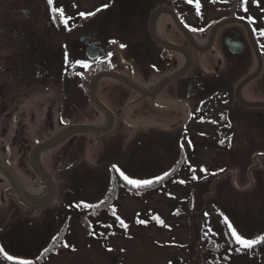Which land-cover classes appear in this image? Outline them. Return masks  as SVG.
Segmentation results:
<instances>
[{"label": "flooded vegetation", "instance_id": "obj_1", "mask_svg": "<svg viewBox=\"0 0 264 264\" xmlns=\"http://www.w3.org/2000/svg\"><path fill=\"white\" fill-rule=\"evenodd\" d=\"M125 2L133 5L137 22H144L151 43L136 40L133 50L131 45L123 48L121 61L115 54L110 58L114 70L130 77L138 91L99 75L84 76L85 67L77 62L86 64L87 45L103 48L105 35L86 25L72 26L71 15L90 13L79 11L78 0H0V264H44L47 249L58 246V254L76 248L70 241L46 245L23 239L29 230H41L47 220L55 229L62 222L63 233L70 232L67 222L78 217L81 207L90 208L78 192L82 194L87 190L82 185L94 180L93 144L101 143L97 159L110 171L100 183L115 189V197L120 190L136 187L120 172L130 179L156 181L157 164L149 162L153 138L159 123L169 117L166 112L159 116V108L165 107L177 119L167 131L187 137L191 132L205 134L203 128L212 122V132L228 139L234 135L231 122L252 114L264 122V106L247 107L237 98L239 94L248 102L264 101V0H118ZM157 9L155 34L184 52L151 39L147 22ZM64 20L67 26L62 25ZM223 20L229 22L216 30L212 47L200 52L196 47L203 48L213 26ZM55 21V32H48ZM226 41L242 48L233 52ZM251 42L263 66L237 93L238 83L257 66ZM206 53L210 54L207 64L200 60ZM174 73L178 74L173 80L159 87L161 79ZM95 99L105 111L98 110ZM109 123L112 127L99 135L70 129ZM117 126L133 133L128 136V158L119 161L114 160L117 151L110 139L100 140ZM259 134L264 136V128ZM134 140L137 148L131 151ZM52 187L50 203L35 208L33 204L50 197Z\"/></svg>", "mask_w": 264, "mask_h": 264}, {"label": "rangeland", "instance_id": "obj_2", "mask_svg": "<svg viewBox=\"0 0 264 264\" xmlns=\"http://www.w3.org/2000/svg\"><path fill=\"white\" fill-rule=\"evenodd\" d=\"M78 2L79 11L94 14L71 12L76 13L71 15L72 26L86 25L105 35L104 54L99 59L111 62L110 56L115 54L121 61L123 48L131 45L133 50L136 40L150 45L144 22H137L132 4L118 0ZM57 24L52 23L54 27L48 32ZM209 58L206 53L200 60L207 64ZM157 111L159 116L166 112L169 117L159 123L153 138L154 155L149 162L157 164L156 181L120 190L115 197V189L100 183L110 171L97 159L101 143L93 144L94 180L82 185L87 187L82 194L78 192L90 208L81 207L78 217L67 222L70 232L63 233L62 222L55 229L47 220L41 230L31 229L24 235L27 242L54 245L62 240L76 247L58 254V246L47 249L44 264H264V159L255 156L264 152V136L259 134L263 120H256L254 114L234 119V135L228 139L212 132V122L203 128L205 134L191 132L187 137L167 131L177 119H172L165 107ZM132 134L124 127L119 131L117 126L100 140L110 139L117 151L114 160L119 161L128 153V136ZM137 140L131 151L137 148ZM108 153L112 154V149ZM123 165L128 167L125 162ZM141 220L146 223L141 224ZM233 230L257 243L251 247L236 243Z\"/></svg>", "mask_w": 264, "mask_h": 264}, {"label": "water", "instance_id": "obj_3", "mask_svg": "<svg viewBox=\"0 0 264 264\" xmlns=\"http://www.w3.org/2000/svg\"><path fill=\"white\" fill-rule=\"evenodd\" d=\"M159 9L153 11L148 19V22H147V28H148V32L151 36V39L160 44L161 46L167 48V49H170V50H174V51H178V52H184L183 51V48H181L180 46L172 43V42H169L167 40H164L160 37H158L155 32H154V29H153V24H154V21H155V18L157 16V14L159 13ZM229 21H226V20H223L222 22L220 23H217L216 25L213 26V28L211 29L210 31V35H209V38H208V41L206 43V45L202 48V47H196L200 52H204L208 49H210L212 47V43H213V38H214V35H215V32L216 30L222 26L224 23H227ZM80 39H82V37H80ZM226 45L228 46V48L235 52L236 51V48L238 47V49H241L242 47H239L238 45H235L234 43H230L228 41H226ZM251 45L255 51V55H256V58H257V67L255 69V71L249 75H247L246 77H244L237 85L236 87V92L239 93V90L240 88L249 83L250 81H252L253 79L256 78V76L260 73L261 69H262V66H263V62H262V57H261V54L259 52V50L257 49L256 45L254 44V42H251ZM235 47V49H234ZM103 53V50L97 45V44H90L87 46L86 50H85V54H86V57L89 59V60H95L96 58H98L99 54ZM187 58H188V62L186 65L189 64L190 62V57L187 55ZM178 73H174V74H169L167 75L165 78H163L161 80V82L159 83V87H163L165 86L167 83H169L171 80H173L176 76H177ZM102 76H106V77H109V78H112L114 80H117L118 82H121L123 84H125L126 86L130 87V88H133V89H137L134 85V83L130 80L129 77H125L119 73H112V74H105V75H102ZM101 78V77H100ZM138 91V89L136 90ZM149 92H147L148 94ZM237 98L238 100L245 106L247 107H251V108H255V107H263L264 106V101H260V102H248V101H245L243 99L240 98L239 94L237 95ZM95 104H96V107L98 108L99 111L103 112L105 111V108L103 107L104 105L97 101L95 99ZM112 127V123H109L105 126H93V125H79V126H74V127H71V131H75V132H91L95 135H99L100 133H103V132H107L110 128ZM49 144V143H47ZM55 191H54V188L52 187V190H51V193H50V197L49 198H46L45 200L41 201V202H37L35 204H33V206L35 208H43L45 206H47L50 201L52 200L53 198V195H54Z\"/></svg>", "mask_w": 264, "mask_h": 264}, {"label": "snow or ice", "instance_id": "obj_4", "mask_svg": "<svg viewBox=\"0 0 264 264\" xmlns=\"http://www.w3.org/2000/svg\"><path fill=\"white\" fill-rule=\"evenodd\" d=\"M52 0H49V3H51ZM199 7V5H197V8ZM55 11V9H54ZM91 14H94V13H90ZM81 16H84L85 13L81 12L80 13ZM61 18L63 20V11L61 10ZM65 23V26H67V21L64 20L63 21ZM262 35H264V32L261 33ZM115 43V41H113ZM121 47H123V45H121ZM78 64L82 65L83 67L87 68L88 65L87 64H84L83 61H78L77 62ZM221 143H223V141H221ZM115 168V166H113ZM120 175L123 177V179L125 181H127L128 184L130 185H135L137 187H140V186H145V185H152L153 184V181L150 180V179H146V178H139V179H130L128 175H125L123 172H120ZM167 175V174H166ZM159 179V178H158ZM193 179H196V177L194 176ZM80 205L78 204L77 207H79ZM85 207H90L89 205H85ZM119 219V218H118ZM141 224H144L146 223L145 221L141 220L139 221ZM120 224L123 225V227L127 228V225L124 224V222L122 220H120ZM232 235L235 236V241L236 243L240 244V245H244V246H247V247H251L252 245L256 244L257 241L254 240V239H244L242 238L241 235H237L235 230H233L232 232ZM264 239V238H262ZM0 251H2V249H0ZM7 255V254H6ZM7 259L8 260H11L13 259V257L11 255H7Z\"/></svg>", "mask_w": 264, "mask_h": 264}, {"label": "built area", "instance_id": "obj_5", "mask_svg": "<svg viewBox=\"0 0 264 264\" xmlns=\"http://www.w3.org/2000/svg\"><path fill=\"white\" fill-rule=\"evenodd\" d=\"M111 71V65L104 63V62H99L96 64H93L88 70H87V75L91 76V74H96L100 72H110Z\"/></svg>", "mask_w": 264, "mask_h": 264}]
</instances>
